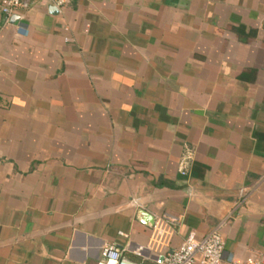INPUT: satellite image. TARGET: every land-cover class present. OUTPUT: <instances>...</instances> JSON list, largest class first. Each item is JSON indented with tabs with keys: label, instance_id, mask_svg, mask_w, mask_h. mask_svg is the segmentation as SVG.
Returning <instances> with one entry per match:
<instances>
[{
	"label": "crops",
	"instance_id": "0c3cea01",
	"mask_svg": "<svg viewBox=\"0 0 264 264\" xmlns=\"http://www.w3.org/2000/svg\"><path fill=\"white\" fill-rule=\"evenodd\" d=\"M51 5L0 1V264L264 261V0Z\"/></svg>",
	"mask_w": 264,
	"mask_h": 264
},
{
	"label": "built area",
	"instance_id": "2783aa9c",
	"mask_svg": "<svg viewBox=\"0 0 264 264\" xmlns=\"http://www.w3.org/2000/svg\"><path fill=\"white\" fill-rule=\"evenodd\" d=\"M1 8L7 19L17 13L23 14L31 6V0H0ZM52 5L61 8L72 0H46ZM23 17V15H21ZM27 28L23 23L18 25V31H26ZM184 173V171H183ZM180 223L179 216H173L167 213L158 217L156 225L165 224L171 230ZM225 240L218 229H214L206 236L199 239H189L177 249L170 252L158 264H221L225 260ZM105 264H148L136 262L129 259L115 244H109L102 251ZM230 264H264L263 260L254 261H233L228 260Z\"/></svg>",
	"mask_w": 264,
	"mask_h": 264
},
{
	"label": "water",
	"instance_id": "95a60500",
	"mask_svg": "<svg viewBox=\"0 0 264 264\" xmlns=\"http://www.w3.org/2000/svg\"><path fill=\"white\" fill-rule=\"evenodd\" d=\"M50 10L52 11V12H57L58 10H59V7H57L56 5H51L50 6ZM17 19V16L16 15H14L13 17H12V20H16ZM154 218H153V224H154Z\"/></svg>",
	"mask_w": 264,
	"mask_h": 264
}]
</instances>
